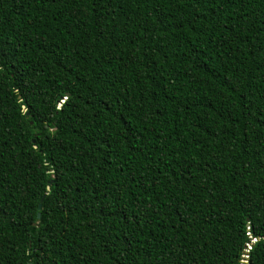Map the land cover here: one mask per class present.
I'll list each match as a JSON object with an SVG mask.
<instances>
[{"label":"trees","instance_id":"trees-1","mask_svg":"<svg viewBox=\"0 0 264 264\" xmlns=\"http://www.w3.org/2000/svg\"><path fill=\"white\" fill-rule=\"evenodd\" d=\"M245 245L264 264V0H0V264Z\"/></svg>","mask_w":264,"mask_h":264},{"label":"built area","instance_id":"built-area-1","mask_svg":"<svg viewBox=\"0 0 264 264\" xmlns=\"http://www.w3.org/2000/svg\"><path fill=\"white\" fill-rule=\"evenodd\" d=\"M249 250V246L245 245L244 249H243V253L239 258L238 264H246L247 262V252Z\"/></svg>","mask_w":264,"mask_h":264},{"label":"water","instance_id":"water-1","mask_svg":"<svg viewBox=\"0 0 264 264\" xmlns=\"http://www.w3.org/2000/svg\"><path fill=\"white\" fill-rule=\"evenodd\" d=\"M46 190H48V187H46ZM37 213H36V219H38L39 218V209H40V203H38V205H37ZM33 230H31V232H32Z\"/></svg>","mask_w":264,"mask_h":264}]
</instances>
